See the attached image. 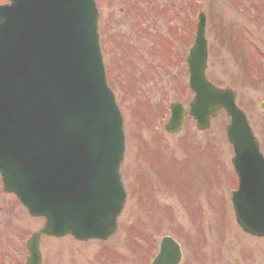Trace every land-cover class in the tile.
<instances>
[{"label": "rangeland", "instance_id": "1", "mask_svg": "<svg viewBox=\"0 0 264 264\" xmlns=\"http://www.w3.org/2000/svg\"><path fill=\"white\" fill-rule=\"evenodd\" d=\"M94 2L106 82L123 119L125 151L119 173L127 199L117 232L106 244L42 238L43 260L146 264L147 254L151 259V249L165 236L188 241L190 246L186 251L182 247L183 253L195 257L200 252L193 238L199 242L202 232L201 242H208L209 236L213 243L216 223H227L226 239L221 236L224 253L217 256L211 248L210 257L224 264L238 259L242 264H264V239L242 234L232 214L230 192L236 178L225 134L229 119L220 113L209 129L198 131L187 116L178 133L164 131L169 104L180 103L187 110L193 98L185 60L201 14L208 45L206 79L217 88L234 91L236 105L247 117L264 156V0ZM175 13L180 14V22L174 21ZM175 25L177 35L173 36ZM0 200V264H20L18 259L26 256L25 241L43 220L30 219L7 193L0 191ZM188 203L200 204L206 211L202 231L201 223L191 217L199 213L194 214V208L189 214Z\"/></svg>", "mask_w": 264, "mask_h": 264}, {"label": "water", "instance_id": "2", "mask_svg": "<svg viewBox=\"0 0 264 264\" xmlns=\"http://www.w3.org/2000/svg\"><path fill=\"white\" fill-rule=\"evenodd\" d=\"M8 1L0 7V178L30 217L46 221L27 242V264H39L41 236L114 233L125 200L122 119L105 84L93 1ZM206 62L201 17L187 58L189 115L201 131L221 110L230 118L236 222L264 237V158L234 93L206 81ZM171 113L166 131L177 133L185 112L175 104Z\"/></svg>", "mask_w": 264, "mask_h": 264}, {"label": "flooded vegetation", "instance_id": "3", "mask_svg": "<svg viewBox=\"0 0 264 264\" xmlns=\"http://www.w3.org/2000/svg\"><path fill=\"white\" fill-rule=\"evenodd\" d=\"M197 212L199 213V215H193L191 217L196 220V223L199 224V226H200V223H201L200 230L202 231L203 230V226H204V224H203L204 222L203 221L207 218L206 215H205L206 214V211L203 212L202 210H196L194 212V214H197ZM200 212H202L203 214L200 213ZM211 214H213V212H210L209 213L210 216H211ZM226 214H227V212H226ZM216 226H217V227H215L216 234L213 235V239H214L215 242L211 243V241H210L211 238L209 236H207L208 242H201V240H203V237H204L203 234H202V232H200V239L201 240L198 238L199 239V242L195 241L194 238H193V245H196V249L200 252V255L197 254L195 257L192 254L189 258H187L186 257V254L183 253L182 247H184L183 249H184V251H186L185 247L190 246V243L188 241L187 242H184L183 239H179V240H177L178 241L177 242L175 240V242L177 243V245L179 247V251H180V261H179L178 264H193L195 262H196L195 264H224L223 263L224 262L223 260H221L219 258H214L212 256L210 257V255H209V251H210L211 248H212V250L214 252H217L216 253L217 256L219 254H222L223 255V253H224V249L221 247V243L223 242V239H222L221 236H224L223 238L226 239V234L228 232L227 231L228 230V224L225 223V225H224V223H221V224L220 223H216ZM201 234H202L203 237L201 236ZM242 234H244V233H242ZM165 255L168 256L169 257L168 260L171 263H173L174 258H175L174 251H169ZM147 257H148V254H147ZM185 258L187 260H189L190 263L189 262H185L186 261ZM18 261L21 262L20 264H24V262H25L24 259L23 260L22 259H18ZM198 262H200V263H198ZM238 262L240 264H242V260L241 259H238L237 261H235L234 264H238ZM145 263L146 264H150L149 258L146 259ZM15 264H16V262H15ZM42 264H52V261L51 260H43L42 261ZM57 264H66V263H63V261L62 262L59 261V262H57ZM73 264H76V263H73Z\"/></svg>", "mask_w": 264, "mask_h": 264}]
</instances>
